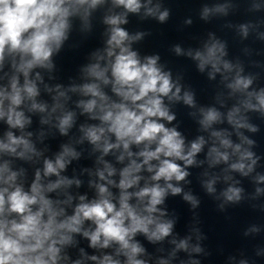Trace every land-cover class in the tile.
<instances>
[{"label": "clouds", "instance_id": "1", "mask_svg": "<svg viewBox=\"0 0 264 264\" xmlns=\"http://www.w3.org/2000/svg\"><path fill=\"white\" fill-rule=\"evenodd\" d=\"M233 7L231 0L205 4L200 18L207 21L214 15L227 16ZM252 8L258 11L261 5L254 3ZM101 9L106 46L93 52L90 62L81 67L83 82L68 88L45 84V92H55L52 104L38 100L39 84L44 81L35 70L51 73L55 68L53 56L70 38L76 22L82 32L91 31L94 13ZM129 14L140 20L151 18L165 23L171 10L163 0H0V72L6 56L11 58L12 70L11 74L4 72L0 76V81H7L0 83V121L8 126L0 137V264H148L141 258L146 249L136 237L143 235L149 242L157 243L172 236L175 217L166 218L168 212L161 207L169 195L183 194L192 209L199 206V199L179 184L190 175L189 167L204 163L196 157L206 144L209 167L223 163L228 165L226 172L243 176L253 172L259 159L250 150L255 141L240 130H259L246 113L259 112L264 116V88L249 91L255 77L242 75L241 65L225 59L226 44L213 33H209L202 49L185 53L175 45L173 51L196 61L200 72L210 69L209 79L221 74L230 96H241L226 114L214 106L200 107L197 123L208 137L199 135L186 143L178 127H168L165 122L172 124L176 120L170 107L174 103L196 108L194 93L185 90L181 94L179 79L174 80L171 71L159 63L158 54L141 58L133 49L132 45L149 33H130L122 27L129 23ZM239 31L247 37L249 25L241 24ZM232 73L235 74L230 78ZM68 93L81 97L75 101V108L94 123L79 124V135L70 137L49 157L45 155L47 147H37V141L43 143L49 133L43 129L37 133L26 131L32 124L26 112L41 114V125H51L61 136L68 137L77 127L78 117L77 111L67 107L71 99ZM190 115L196 117L197 113ZM225 119L235 130L239 143L232 141L227 130L214 128ZM34 135L36 141L32 139ZM85 144L90 150L81 147ZM86 150L90 158L94 157V166L80 169L79 175H64ZM108 156L115 163L106 159ZM233 156L237 159L229 163ZM10 158L26 163L42 159V167L35 168L29 183L27 169L14 168ZM85 174L88 188L93 191L91 197L71 191L82 187L84 181L79 176ZM204 175L209 176L207 172ZM218 179L209 176L202 181L208 194L216 193ZM224 179L231 180V176L225 175ZM256 182H264V175H258ZM243 192L241 187L229 185L217 197H222L220 211L228 204H239L244 199ZM262 192L264 189L256 188V195ZM192 231L197 241L205 238L199 228ZM259 231L253 225L245 235ZM77 236L86 239L89 247L100 254L88 255L79 248L78 258L73 259L68 249L78 246ZM191 239H173L175 248L171 255L178 251L203 253L200 243L191 245ZM106 249L113 251L108 253ZM158 264L169 261L161 259ZM187 264L199 261L191 259ZM237 264L249 261L241 259Z\"/></svg>", "mask_w": 264, "mask_h": 264}, {"label": "water", "instance_id": "2", "mask_svg": "<svg viewBox=\"0 0 264 264\" xmlns=\"http://www.w3.org/2000/svg\"><path fill=\"white\" fill-rule=\"evenodd\" d=\"M225 0H163L164 6L171 10V14L167 22L159 23L155 19L140 20L137 15L129 14V23L122 25L130 33L143 31L149 33L138 43L132 45L134 50L139 52L141 58L149 55L158 54L160 56L159 63L165 66V70H170L174 80L179 79L182 92L190 90L194 93L196 108H189L182 102L170 105L171 111L176 114V120L172 124L166 126H177L178 131L186 139V143L194 140L199 135H204L207 139L208 133L201 132L197 123L198 109L200 107H216L222 113H227L241 98L240 94L230 96V90L226 87V81L223 80L221 74H217L215 79H209L208 71L200 72L196 66V61L187 55H177L173 51L175 45H179L184 52L188 50L202 49L204 43L209 40V33H213L215 37L226 44L227 55L226 60L234 65L239 64L243 67L242 75H252L255 77L254 83L249 91L264 88V0H231L234 5L229 10L227 16L214 15L205 21L200 18L202 7L207 4L212 6L217 3H224ZM260 4V10H253L252 5ZM122 11V9H116ZM143 11V10H142ZM103 9L94 13L91 31L82 32L79 22H76L70 33V38L65 42L64 46L58 54H54L53 62L54 70L49 73L45 70L36 69L43 77V84H39L41 95L38 100L46 101L50 106L52 104L53 93L44 91V85L47 84L54 87L57 84L68 88L71 84L82 83L80 69L82 66L90 62L91 54L96 50H102L106 46L107 35L106 26L101 22ZM191 20L190 24L186 23ZM241 24L249 25V33L247 37L241 35L239 26ZM11 58L6 56L3 72L11 74ZM235 73L230 74L234 75ZM35 72L33 73L34 78ZM54 77L50 79L49 77ZM6 79L0 83H6ZM39 83V82H38ZM108 91V89H105ZM109 94H111L109 92ZM71 97L67 107L77 111V127H74L68 137L61 136L59 132L51 125H41L40 115L31 114L32 124L26 131L37 133L43 129L49 134L43 143L37 141L38 148L47 147L46 156H53L60 150V145L68 142L72 136H78V126L81 123H94L89 121L86 115H79V109L75 108V101L81 97L78 94L68 93ZM222 102V103H221ZM165 103H168L165 99ZM196 112L194 117L190 113ZM246 116L250 123L258 127V131L253 133L246 129L240 131L249 139L255 141V145L250 148L255 156L258 157L257 164L254 166L253 172L248 176H243L239 172H226L227 164H220L209 167L206 154L209 145L206 144L204 150L197 155V161H203L200 166H191L187 170L190 175L185 181L180 182L185 192H191L200 201L196 209H192L191 205L182 198L183 194L166 198L162 208H166L168 217H175V225L172 236L165 238L157 243L149 242L143 235H137L136 239L146 249V255L142 259L148 261V264H158L159 260H168L169 264H187L191 259L199 261V264H237L241 259H247L249 264H264V192L256 195V188L264 189V182L257 183L256 177L264 175V116L259 112L249 111ZM54 123V121H53ZM217 130H227L231 133L230 138L234 143L240 140L235 134V130L229 125L226 119L217 125ZM8 130V126L0 121V137ZM19 135L18 130H13ZM36 141V136L32 137ZM84 149L90 150V146L85 144ZM245 147H248L245 145ZM79 150V147H78ZM13 160V167H23L27 169L28 182L34 175L37 167H42V159L36 163H26L22 160L10 158ZM106 159L115 163L112 156ZM237 157L233 156L229 163L235 162ZM181 163L182 162H179ZM94 166V157H89L88 151H84L79 161H73L63 173L69 177L74 174L79 175L80 169L92 168ZM121 167V165H116ZM209 176L219 177L215 184L216 193L208 194L202 185V181ZM231 176V180H225L224 176ZM80 179L84 181L81 188L73 187V193H87L90 197L93 191L88 188V176L80 175ZM238 182V183H237ZM235 184L241 187L244 192V199L239 204H228L224 211H220L218 205L222 202L220 193L229 185ZM255 197V198H253ZM256 225L260 228L258 233H250L245 235L246 230ZM193 228H199L205 237L197 241ZM191 236V245L200 243L204 249L203 253H191L178 251L175 256L172 252L175 245L171 243L173 239L179 241ZM79 244L75 248H69L68 251L73 259L78 258L79 248H83L88 255H99L96 249L89 247V242L77 236ZM105 252H112V249H106ZM257 252H261L257 255ZM234 257L232 260L230 258ZM87 264H93L88 261Z\"/></svg>", "mask_w": 264, "mask_h": 264}]
</instances>
